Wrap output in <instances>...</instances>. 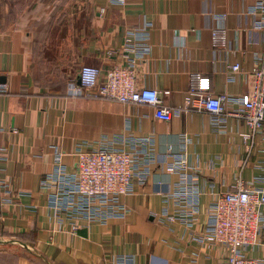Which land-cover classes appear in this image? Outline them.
Instances as JSON below:
<instances>
[{
    "label": "crops",
    "instance_id": "0c3cea01",
    "mask_svg": "<svg viewBox=\"0 0 264 264\" xmlns=\"http://www.w3.org/2000/svg\"><path fill=\"white\" fill-rule=\"evenodd\" d=\"M257 1L0 0V86L6 87L0 96V264L225 263L226 252L200 246L180 224L162 220L166 208L176 209L164 196L181 180L168 167L189 139L191 173L203 191L197 227L202 231L212 193L233 191L241 171L247 185L264 187L256 183L264 176V133L249 156L243 120L229 119L217 132L208 113L183 110L166 123L148 105L68 91L79 84L83 66L99 68L103 83L109 70L124 64L118 53L126 31L147 22L151 27L141 35L149 50L138 63V89L157 90L171 109L184 108L195 75L211 79L214 96L245 95L264 53V29L253 14ZM218 28L226 32L225 48L213 45ZM235 64L242 73L233 76ZM134 144L155 154L148 181L121 199L127 218L91 223L55 214L51 199L62 180L56 148L64 154L65 173L72 174L82 145L130 151ZM248 254L264 257V235Z\"/></svg>",
    "mask_w": 264,
    "mask_h": 264
},
{
    "label": "built area",
    "instance_id": "2783aa9c",
    "mask_svg": "<svg viewBox=\"0 0 264 264\" xmlns=\"http://www.w3.org/2000/svg\"><path fill=\"white\" fill-rule=\"evenodd\" d=\"M110 3L124 5L126 0H110ZM104 13L105 9H102L101 14ZM253 14L257 19V28L264 29V0L257 1ZM150 27L151 24L146 22L142 27L126 31L123 47L118 53L124 64L109 70L103 83L100 82L99 68L83 66L79 72V84L70 85L69 95L98 97L124 105H148L155 108V117L166 123L183 110L208 113L217 132L223 131L229 119L243 120L249 132L242 137L248 143L251 156L264 133V53L257 58L251 72L253 88L247 94L240 97L214 96L210 93L211 79L195 75L185 97L184 108L171 109L163 105L157 90L136 87L138 63L149 50L141 34L147 33ZM212 42L216 48H225L226 32L220 28L213 30ZM230 72L233 76L241 74V65L230 66ZM5 92L6 87L0 86V96ZM144 144L150 146L152 141L147 139ZM189 144V139L183 140L182 152L168 167L170 172L180 173L181 180L171 193L164 196L174 202L176 209L170 212L166 208L162 220L180 224L190 241L226 252L224 264H264V257L254 258L248 254L264 235V187L247 185L241 171L233 191L212 193L208 224L204 230L198 231L203 191L198 179L191 173L194 168L189 165L186 153ZM139 147L134 144L130 151H126L109 145H82L76 152L77 162L72 174L65 173L62 165L64 154L56 148L54 160L62 180L51 199L55 214L91 223L127 218L129 211L121 199L132 195L136 185L148 181L154 161L153 151L148 149L142 153ZM256 183L264 184V176L257 177ZM78 229L77 224H71L72 232Z\"/></svg>",
    "mask_w": 264,
    "mask_h": 264
},
{
    "label": "water",
    "instance_id": "95a60500",
    "mask_svg": "<svg viewBox=\"0 0 264 264\" xmlns=\"http://www.w3.org/2000/svg\"><path fill=\"white\" fill-rule=\"evenodd\" d=\"M1 80V79H0ZM1 82V81H0Z\"/></svg>",
    "mask_w": 264,
    "mask_h": 264
}]
</instances>
